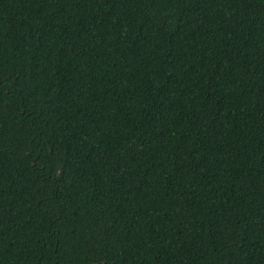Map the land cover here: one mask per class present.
I'll use <instances>...</instances> for the list:
<instances>
[{"label":"trees","instance_id":"trees-1","mask_svg":"<svg viewBox=\"0 0 264 264\" xmlns=\"http://www.w3.org/2000/svg\"><path fill=\"white\" fill-rule=\"evenodd\" d=\"M0 264H264V0H0Z\"/></svg>","mask_w":264,"mask_h":264}]
</instances>
